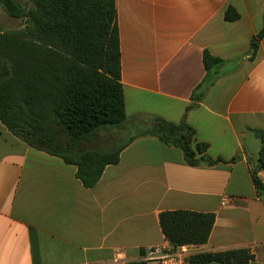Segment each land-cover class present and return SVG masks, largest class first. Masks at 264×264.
<instances>
[{
    "label": "crops",
    "instance_id": "1",
    "mask_svg": "<svg viewBox=\"0 0 264 264\" xmlns=\"http://www.w3.org/2000/svg\"><path fill=\"white\" fill-rule=\"evenodd\" d=\"M115 9L127 120L117 138L133 139L86 187L75 165L0 122V264L138 260L166 241L158 216L171 210L213 213L201 252L244 248L249 264H264V196L251 177L264 139V37L251 55L264 0H115ZM228 10L237 17L226 20ZM204 50L222 63L197 91ZM152 117L184 121L223 161L187 164L180 147L146 133ZM258 176L264 183V168Z\"/></svg>",
    "mask_w": 264,
    "mask_h": 264
},
{
    "label": "trees",
    "instance_id": "2",
    "mask_svg": "<svg viewBox=\"0 0 264 264\" xmlns=\"http://www.w3.org/2000/svg\"><path fill=\"white\" fill-rule=\"evenodd\" d=\"M0 0L4 12L23 18V28H0V122L15 137L76 166V176L92 187L106 165L119 160L121 149L133 136L117 138L127 123L115 0ZM225 13L226 20L237 17ZM263 25L251 39V55ZM206 76L201 87L215 77L222 59L203 51ZM196 92V91H195ZM200 92L192 97L199 98ZM102 133H104L102 135ZM146 133L167 145L182 149L187 164L213 165L223 161L206 154L207 144L198 141L194 129L184 121L175 124L152 117ZM104 137L105 149L91 145ZM257 166L251 171L253 184L264 196L258 170L264 168V139ZM235 160L232 158L231 161ZM159 226L172 246L207 242L214 215L191 210L159 213ZM144 250L142 251L143 254ZM252 255L244 248L200 252L191 264H249ZM125 264H147L142 259Z\"/></svg>",
    "mask_w": 264,
    "mask_h": 264
},
{
    "label": "built area",
    "instance_id": "3",
    "mask_svg": "<svg viewBox=\"0 0 264 264\" xmlns=\"http://www.w3.org/2000/svg\"><path fill=\"white\" fill-rule=\"evenodd\" d=\"M201 252L199 245L172 246L167 241L144 249L140 259L154 264H191V256Z\"/></svg>",
    "mask_w": 264,
    "mask_h": 264
},
{
    "label": "rangeland",
    "instance_id": "4",
    "mask_svg": "<svg viewBox=\"0 0 264 264\" xmlns=\"http://www.w3.org/2000/svg\"><path fill=\"white\" fill-rule=\"evenodd\" d=\"M24 6H29L28 0H17ZM25 19L23 18H12L8 16L2 7L0 6V28L3 30H17L23 28ZM147 264H153L148 262Z\"/></svg>",
    "mask_w": 264,
    "mask_h": 264
}]
</instances>
